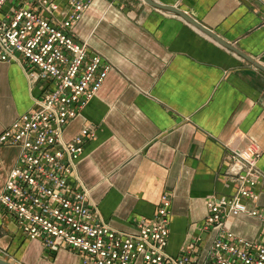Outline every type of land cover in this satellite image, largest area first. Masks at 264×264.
I'll list each match as a JSON object with an SVG mask.
<instances>
[{"label":"crops","instance_id":"obj_1","mask_svg":"<svg viewBox=\"0 0 264 264\" xmlns=\"http://www.w3.org/2000/svg\"><path fill=\"white\" fill-rule=\"evenodd\" d=\"M173 6L264 66V0H153ZM66 0H62L63 18ZM74 28L113 69L96 97L65 129L69 141L95 131L78 164V187L87 189L99 217L112 229L135 233L161 198L171 197L167 252L181 256L194 245L202 260L215 239L264 242L261 216L229 218L224 231L206 226L207 203L236 193L225 175L228 148L248 141L262 149L264 72L181 16L143 0H96ZM42 85L32 88L24 66L0 63V135L34 108ZM20 149L0 145V194ZM253 206V205H251ZM23 264H81L69 251L48 253L28 240L0 206V253Z\"/></svg>","mask_w":264,"mask_h":264},{"label":"built area","instance_id":"obj_2","mask_svg":"<svg viewBox=\"0 0 264 264\" xmlns=\"http://www.w3.org/2000/svg\"><path fill=\"white\" fill-rule=\"evenodd\" d=\"M94 1L66 0L60 18L62 0H0V63L24 66L31 87L42 85L34 108L0 135V145L20 149L0 206L28 240L41 242L48 253H74L81 264H264V242L236 240L231 232L215 239L202 260L192 256L194 245L171 256L169 195L153 218L126 233L106 224L89 191L78 187L77 167L95 131L86 127L69 141L64 131L113 69L73 32ZM262 156L253 141L228 148L225 175L236 193L207 203L206 226L223 230L229 218L261 216Z\"/></svg>","mask_w":264,"mask_h":264},{"label":"water","instance_id":"obj_3","mask_svg":"<svg viewBox=\"0 0 264 264\" xmlns=\"http://www.w3.org/2000/svg\"><path fill=\"white\" fill-rule=\"evenodd\" d=\"M143 1H145L149 6L151 5L152 7H155L157 9H160V10H163V11L166 10L168 12H171L173 14L181 16L191 26H194V27L198 28L201 32H203L207 36H210L214 41L218 42L221 46L223 45L224 47H226L227 49L231 50L235 54L240 55L246 61H248L251 65L253 64L256 68H259L260 70H262L264 72V66H262L261 64H259L255 60L249 58L246 54L242 53L239 49H236L234 46L229 44L227 41L221 39L211 29L204 27L199 22H197L196 20L192 19L188 14L184 13L183 11H181L179 8L177 9V8H175L173 6L160 5V4L156 3V2H154L153 0H143ZM0 264H12V263L6 261L3 258H0Z\"/></svg>","mask_w":264,"mask_h":264},{"label":"rangeland","instance_id":"obj_4","mask_svg":"<svg viewBox=\"0 0 264 264\" xmlns=\"http://www.w3.org/2000/svg\"><path fill=\"white\" fill-rule=\"evenodd\" d=\"M14 3H16V2H14ZM0 258L5 259L6 261H8L12 264H23V263L19 262L17 259H15L14 257H12L8 254H5L3 252L0 253Z\"/></svg>","mask_w":264,"mask_h":264}]
</instances>
